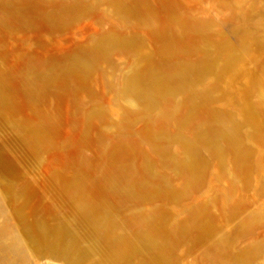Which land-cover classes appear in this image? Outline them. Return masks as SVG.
I'll return each mask as SVG.
<instances>
[{
	"label": "rangeland",
	"instance_id": "374dc122",
	"mask_svg": "<svg viewBox=\"0 0 264 264\" xmlns=\"http://www.w3.org/2000/svg\"><path fill=\"white\" fill-rule=\"evenodd\" d=\"M0 264H264V0H0Z\"/></svg>",
	"mask_w": 264,
	"mask_h": 264
}]
</instances>
